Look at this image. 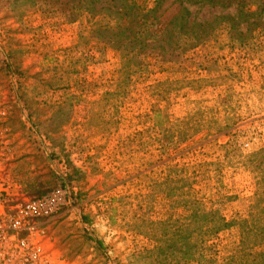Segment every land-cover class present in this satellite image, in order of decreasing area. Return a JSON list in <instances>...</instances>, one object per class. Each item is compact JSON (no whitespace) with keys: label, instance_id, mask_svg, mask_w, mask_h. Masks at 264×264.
I'll return each instance as SVG.
<instances>
[{"label":"rangeland","instance_id":"rangeland-1","mask_svg":"<svg viewBox=\"0 0 264 264\" xmlns=\"http://www.w3.org/2000/svg\"><path fill=\"white\" fill-rule=\"evenodd\" d=\"M81 28L36 0H0V179L20 222L0 264H153V223L185 215V194L233 222L207 242L213 264H251L235 253L264 167V35L240 45L217 29L126 79ZM52 171L63 186L29 199L25 181L47 188Z\"/></svg>","mask_w":264,"mask_h":264},{"label":"trees","instance_id":"trees-1","mask_svg":"<svg viewBox=\"0 0 264 264\" xmlns=\"http://www.w3.org/2000/svg\"><path fill=\"white\" fill-rule=\"evenodd\" d=\"M36 4L42 12L59 13L67 22L81 21V42L92 41L117 52L120 72L126 79L149 70L151 59L178 61L183 52L207 41L217 29L222 28L230 41L240 45L257 33L264 35V0H152L151 5L142 0H36ZM173 5L174 10L166 15ZM204 7L219 11L209 18L198 17L197 10ZM4 61L8 69L12 63L6 58ZM251 156L257 158L259 153ZM254 162L256 190L250 215L238 222L240 237L235 256L245 263L264 264V167L260 161ZM70 168L66 183L72 186L77 171ZM51 175L47 188L37 178L25 181L29 199L41 198L63 186L65 179L58 172ZM181 205L186 213L177 221L153 223L157 229L152 236V263L213 264L215 252L207 242L233 222L218 209H206L186 194Z\"/></svg>","mask_w":264,"mask_h":264},{"label":"built area","instance_id":"built-area-1","mask_svg":"<svg viewBox=\"0 0 264 264\" xmlns=\"http://www.w3.org/2000/svg\"><path fill=\"white\" fill-rule=\"evenodd\" d=\"M59 190H55L54 192H52V194H56L58 193ZM6 183L1 181L0 179V259H4V252H2V246H7V242L9 239L8 236V231L9 229L13 228V229H17V227L19 226L20 222L17 220H13V218L9 217L6 213V209H5V197H6ZM44 196H42L41 198H38L36 200L42 199L44 198ZM17 244L23 245L24 244V239L21 240H17ZM17 244H15V246H17Z\"/></svg>","mask_w":264,"mask_h":264}]
</instances>
